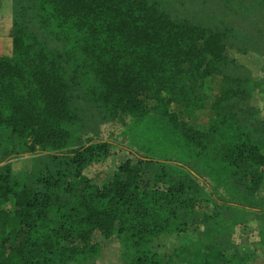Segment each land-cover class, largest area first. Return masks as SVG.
<instances>
[{
  "label": "trees",
  "instance_id": "1",
  "mask_svg": "<svg viewBox=\"0 0 264 264\" xmlns=\"http://www.w3.org/2000/svg\"><path fill=\"white\" fill-rule=\"evenodd\" d=\"M174 5L12 0L0 47V264H264V83L230 58L252 50L254 30ZM102 111L129 128L151 120L172 159L124 161L95 185L88 172L111 147L85 144ZM24 154L31 168L16 172L8 161ZM249 215L257 227L240 238ZM111 237L105 260L98 241Z\"/></svg>",
  "mask_w": 264,
  "mask_h": 264
},
{
  "label": "rangeland",
  "instance_id": "2",
  "mask_svg": "<svg viewBox=\"0 0 264 264\" xmlns=\"http://www.w3.org/2000/svg\"><path fill=\"white\" fill-rule=\"evenodd\" d=\"M163 2L170 5H178V14L183 16H189L191 13L195 12L197 15H205L206 21L210 23H217L213 20L212 13L215 12L216 18H219L224 24L237 31L239 29H246L252 31L253 43L250 45L251 51L246 53L241 52H231L230 58L235 60L246 74H249L253 81H259L264 83V33L260 31V27H264V0H163ZM11 10H12V0H0V38H2L4 44H0V47L6 51V39L7 29L11 25ZM1 41V39H0ZM251 82V81H250ZM261 84L255 90L257 102H255V107L261 108V115L264 117V86L261 88ZM206 91L209 92V82L206 81L205 84ZM260 88V89H259ZM80 111H84L83 108H87L85 105L79 106ZM101 111V110H99ZM94 116L92 111H87L84 117ZM104 124H102L99 129H101L97 138L89 140L85 146L92 144L94 141L108 143L111 147L108 162L105 163L104 169L110 172H104L102 169L96 166L89 170V174L94 177L93 183L95 185L101 184L105 176L111 174L119 163L127 160L135 161L138 158L141 159H152L160 162H168L171 157H167L166 153L170 149L166 146V138L163 139L160 136H156L155 127L151 120H140L133 121L130 119V125L137 123L134 127H127V123L124 122H114L109 121L111 117L102 111L100 116ZM133 121V122H132ZM129 122V121H128ZM159 139H157V138ZM152 138L151 142L150 139ZM145 144V145H144ZM143 146V147H141ZM31 156L23 155L21 158H12L8 161L10 166L16 172L23 171L22 168H31ZM7 163V162H6ZM98 173V174H96ZM206 184V182H205ZM208 184V183H207ZM212 187L209 186V194L214 202H219L218 196L213 193ZM229 206H243L247 209L244 204H236L235 199L229 200L225 199ZM7 209H11V205L7 206ZM243 210V209H242ZM252 209H248L247 212H252ZM245 212V211H244ZM247 212L245 215H247ZM246 224L244 223V228L240 229L236 233V236L240 238L243 236H248L250 232L254 233L257 225L255 220L249 215L245 216ZM254 239V236L251 237ZM99 245L102 248L103 259L110 260L111 252H113L116 247V239L111 237L109 239L99 240ZM102 261L99 256L96 263ZM113 261V260H112ZM263 262L259 261V264Z\"/></svg>",
  "mask_w": 264,
  "mask_h": 264
}]
</instances>
